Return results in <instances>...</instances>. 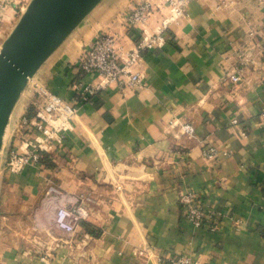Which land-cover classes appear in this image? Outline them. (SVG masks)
I'll return each mask as SVG.
<instances>
[{
  "label": "crops",
  "instance_id": "1",
  "mask_svg": "<svg viewBox=\"0 0 264 264\" xmlns=\"http://www.w3.org/2000/svg\"><path fill=\"white\" fill-rule=\"evenodd\" d=\"M138 1L101 0L36 72L32 81L75 102L76 112L61 148L21 173L5 163L21 143V117L35 110L32 90L14 107L0 155V213L17 225L12 237L28 244H11L12 264H171L179 255L197 264H264V4L233 0L214 11L216 0L189 3L167 42L143 52L137 85L110 84L79 100L76 85L99 79L77 69L82 49L98 34L131 46L125 15ZM160 19L153 14L143 28ZM204 145L231 155L205 160ZM185 189L219 214L216 230L185 217ZM75 202L88 215L68 235L53 218Z\"/></svg>",
  "mask_w": 264,
  "mask_h": 264
},
{
  "label": "built area",
  "instance_id": "2",
  "mask_svg": "<svg viewBox=\"0 0 264 264\" xmlns=\"http://www.w3.org/2000/svg\"><path fill=\"white\" fill-rule=\"evenodd\" d=\"M194 1L199 0H161V6L149 0L138 1L125 15L126 29L131 36L135 37L134 43L127 48L118 45V37L114 34H98L82 49L76 67L83 73L96 72L99 79L94 84L80 82L76 85V96L79 100H89L110 84L137 85L140 81V73L136 68L141 63L143 52L161 48L169 38L170 24L187 18L189 16L187 6ZM245 1L264 4V0ZM233 3V0H216L213 10L219 11ZM155 13L161 14L156 28L153 30L143 28L148 25ZM260 54L264 56V44L260 47ZM228 77L232 82H237L240 78L237 73L230 74ZM29 85L28 89L35 95V110L31 118L24 115L18 123L17 131L22 134L20 145L8 149L5 169L11 173H21L30 166L40 164L46 153L59 150L76 112L75 102L63 99L44 84L31 81ZM260 114L264 117V107L261 108ZM237 123L236 118L231 120V124ZM175 124L176 122H170V126ZM180 128L189 135L194 133V127L191 124L181 123ZM241 135H244V132H241ZM201 154L205 160H218L230 156L231 150L221 146L204 145ZM179 202L185 210V217L194 226L207 227L211 230L218 228L219 214L197 192L192 189L181 191ZM262 209L264 211V206ZM87 215L86 208L75 202L71 206H59L53 221L56 228L68 235H73ZM170 263L197 264L189 255L176 256L170 260Z\"/></svg>",
  "mask_w": 264,
  "mask_h": 264
},
{
  "label": "water",
  "instance_id": "3",
  "mask_svg": "<svg viewBox=\"0 0 264 264\" xmlns=\"http://www.w3.org/2000/svg\"><path fill=\"white\" fill-rule=\"evenodd\" d=\"M101 0H30L0 46V155L8 124L34 75Z\"/></svg>",
  "mask_w": 264,
  "mask_h": 264
},
{
  "label": "rangeland",
  "instance_id": "4",
  "mask_svg": "<svg viewBox=\"0 0 264 264\" xmlns=\"http://www.w3.org/2000/svg\"><path fill=\"white\" fill-rule=\"evenodd\" d=\"M29 1L30 0H24V2L23 0H0V46L4 38L12 29H10L9 24H13L14 26L20 14L22 13V11H24L26 6L25 4ZM22 7L24 8L21 9ZM29 86H31V84ZM29 86L27 88H29ZM7 136L8 130L6 131L5 138H7ZM23 219L25 221L27 220L26 214L23 216ZM16 227L17 225L11 223L10 220L7 221V219H3L2 214L0 213V264H12V257L14 256H11L10 253H7V250H9L11 244H18L20 246H26L28 244L27 239H18L16 234L14 237H12V229H16Z\"/></svg>",
  "mask_w": 264,
  "mask_h": 264
},
{
  "label": "trees",
  "instance_id": "5",
  "mask_svg": "<svg viewBox=\"0 0 264 264\" xmlns=\"http://www.w3.org/2000/svg\"><path fill=\"white\" fill-rule=\"evenodd\" d=\"M33 112H34V111L29 110V111L27 112V114H26V117H27V118H31V117L33 116ZM44 160H45V156L42 157L41 162H43Z\"/></svg>",
  "mask_w": 264,
  "mask_h": 264
}]
</instances>
